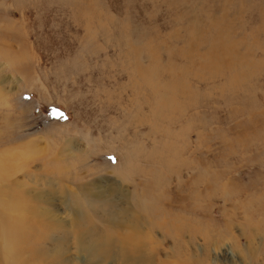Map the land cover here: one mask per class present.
I'll list each match as a JSON object with an SVG mask.
<instances>
[{
  "label": "rangeland",
  "instance_id": "rangeland-1",
  "mask_svg": "<svg viewBox=\"0 0 264 264\" xmlns=\"http://www.w3.org/2000/svg\"><path fill=\"white\" fill-rule=\"evenodd\" d=\"M224 15L243 46L238 92L204 76L197 109L168 128L133 83V50L147 67V45L161 47L163 66ZM263 16L264 0H0V264H37L28 238L41 264H264ZM161 207L184 226L179 242L158 228L138 254L118 240L79 251L82 221L96 238L137 217L138 234L174 232ZM128 208L118 232L111 214Z\"/></svg>",
  "mask_w": 264,
  "mask_h": 264
},
{
  "label": "bare ground",
  "instance_id": "bare-ground-1",
  "mask_svg": "<svg viewBox=\"0 0 264 264\" xmlns=\"http://www.w3.org/2000/svg\"><path fill=\"white\" fill-rule=\"evenodd\" d=\"M225 19L226 15H224V17L222 18L220 17L219 20L212 18L209 19L208 27H200V29L196 31L198 33L197 35H199L200 33L201 36L199 38H195V41H191L189 45H187V42L190 41V39L187 37L188 40H185L182 48L177 50L174 55L168 58L167 63L163 66L160 64V61L162 60L160 55L161 47L157 48L153 45L151 47L147 45L151 62V64L147 67H144L139 62V57L141 56L140 52L137 50H133L134 63L131 69L133 73V83L136 88L140 87L141 89H144L146 91V94H148V99L152 98V102L154 101L153 105H155L154 108L152 107L154 116H156L157 120H164L165 125H168V128H171L176 123V126H178V120L181 116V120H183L186 111H195V109H197L199 95L198 92L194 90V87L198 89L197 87L199 85L201 86L202 81L206 79L204 76H211L212 79L210 80L213 81H217L221 77H225L227 80L225 91H229L231 93H233L234 91L238 92V83L243 79L242 74L239 73L242 69L239 72L238 70L240 68H243L244 65L242 62V56L239 53V49L243 46L242 44L235 42L234 37L232 36V27L231 25H225ZM188 36L195 37L192 34L191 30L189 31ZM200 43H202V45L204 46V51H206L205 53H202L204 51H201L199 49ZM172 59H175V61H172ZM225 70H227V73L225 72ZM191 81L193 87L189 84ZM160 104H162V106ZM159 126L160 125L158 124V126H155L154 128H159ZM187 128V125L184 128H181V134L185 133L187 131ZM25 152H27V149H25ZM175 152L176 150L171 148L172 155H174ZM145 157H143V161L145 163H152L154 167H156L155 164L158 165L157 167L170 165V163H168L164 159ZM147 165H149V163ZM154 167L152 171L154 175H157L158 170H156ZM134 169L135 167H132V171H134ZM156 179L159 178H155V181ZM193 183H196V181H194ZM52 199L53 198L51 195L49 202H54V200ZM32 202V199L27 198L26 203L33 210H35L36 208L32 205ZM40 207H42V203H40ZM130 212L131 210H129L128 208V210H122V214L119 213V210L111 214L113 222L115 223L114 225L119 228L118 232L124 230L127 225L117 220H122L123 216H127ZM151 212H156V210ZM159 213L161 214L162 221L164 223H170L172 229H175L174 232H169L168 229L162 225L155 227L156 222L155 224H153L152 222L150 223L151 229L149 228L148 224H145L144 226L148 230L147 233H143L142 230L144 229V227L140 226L141 232L138 234L139 217H137L128 226L129 231L116 235L111 234L112 231L100 229V237L96 238V236L93 235V232L96 229V224L82 221V223L78 227L77 233H79L78 238L84 243V245L80 244L81 241H79V251L97 254L100 251L104 250L109 242L118 240L122 245V249L126 251L128 255L132 254V252L138 254L139 251L143 250V246L140 244V242L145 237H149L150 239H152L155 234V230L158 228L165 229L161 232H164V234L167 237H170L173 242H179L185 236L186 230L184 226H177L178 223H174V220L172 222L164 221V218L167 216L165 208L161 207ZM115 217L117 218V220L115 219ZM81 218L84 219L85 216L81 215ZM41 220L42 221L40 222V228L44 229L47 227V224L45 221H43V219ZM196 222H198V220ZM180 224L184 225L182 222H180ZM13 227L15 229L14 234L17 239L22 241L23 238L30 237L25 228L21 225ZM162 237L164 238V236ZM25 244V255H30L31 260H34L37 264H41L40 261L42 260V258H44V253L41 252V250L36 249L33 243L30 242L29 238L26 240ZM153 249L154 248H150V254L153 252ZM21 251H23L22 246ZM14 261L16 260L12 258L11 263L13 264ZM56 261L57 262L55 263L50 262L48 264H65V260ZM18 264L20 263L18 262ZM23 264H25V259L23 260Z\"/></svg>",
  "mask_w": 264,
  "mask_h": 264
}]
</instances>
